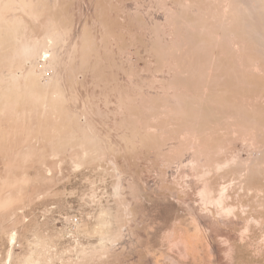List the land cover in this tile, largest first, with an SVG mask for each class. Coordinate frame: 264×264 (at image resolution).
Segmentation results:
<instances>
[{"label":"rangeland","instance_id":"1","mask_svg":"<svg viewBox=\"0 0 264 264\" xmlns=\"http://www.w3.org/2000/svg\"><path fill=\"white\" fill-rule=\"evenodd\" d=\"M0 264H264V0H0Z\"/></svg>","mask_w":264,"mask_h":264},{"label":"built area","instance_id":"2","mask_svg":"<svg viewBox=\"0 0 264 264\" xmlns=\"http://www.w3.org/2000/svg\"><path fill=\"white\" fill-rule=\"evenodd\" d=\"M77 219H75L73 222H76Z\"/></svg>","mask_w":264,"mask_h":264}]
</instances>
